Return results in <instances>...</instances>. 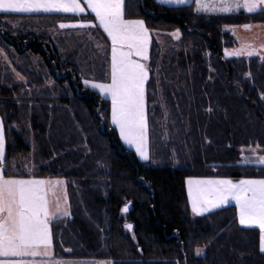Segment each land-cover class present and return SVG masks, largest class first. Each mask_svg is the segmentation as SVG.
I'll use <instances>...</instances> for the list:
<instances>
[{"label": "trees", "instance_id": "obj_1", "mask_svg": "<svg viewBox=\"0 0 264 264\" xmlns=\"http://www.w3.org/2000/svg\"><path fill=\"white\" fill-rule=\"evenodd\" d=\"M125 18L144 20L151 36L150 160L121 143L109 97L84 83L110 80V42L94 16L0 13V46L24 78L0 57L5 154L16 165L8 174L66 181L69 216L51 224L58 258L264 264L258 228L242 226L234 205L194 216L185 186L264 178V166L243 159L249 146L264 150V54L225 58L237 41L223 29L262 24L264 12L126 0ZM81 19L97 27L58 28Z\"/></svg>", "mask_w": 264, "mask_h": 264}, {"label": "snow or ice", "instance_id": "obj_2", "mask_svg": "<svg viewBox=\"0 0 264 264\" xmlns=\"http://www.w3.org/2000/svg\"><path fill=\"white\" fill-rule=\"evenodd\" d=\"M162 4L190 6L197 14L264 12V0H159ZM126 0H0V13H65L73 16L90 9L98 26L111 40L110 82L87 85L99 89L111 98V120L119 129L121 139L134 145L140 157L149 160L146 82L149 69L142 61L149 59L151 43L144 20L125 18ZM64 28H94L97 24L81 19L75 23L59 24ZM245 29L249 25H244ZM179 38V33H173ZM249 57L259 55L251 46L226 55ZM264 58V57H262ZM23 79V77H20ZM259 144L249 146L253 163L264 165V150ZM248 159V157H245ZM8 166L5 154V134L0 121V264H68L55 259L52 251L50 220L67 215L59 201L53 206L49 190L65 181L34 176L9 175L15 168ZM191 209L196 214L218 209L235 201L241 225L256 226L260 232V250L264 252V178L233 181L223 177L190 178L187 181ZM127 206L123 211H127ZM131 229L132 225H126ZM67 251H71L68 249ZM197 249V254H200ZM46 258L37 260V258Z\"/></svg>", "mask_w": 264, "mask_h": 264}, {"label": "rangeland", "instance_id": "obj_3", "mask_svg": "<svg viewBox=\"0 0 264 264\" xmlns=\"http://www.w3.org/2000/svg\"><path fill=\"white\" fill-rule=\"evenodd\" d=\"M12 14H23V13H12ZM28 14H33V15L37 14L38 15V14H42V13H28ZM61 14H63V13H61ZM66 23H75V22H66ZM59 24L60 23H58L59 30H64L65 28L61 29L59 27ZM249 26L250 27L247 29L243 28L242 26H224L223 27V29L225 31L230 32V34L237 41V46L224 49L225 58L249 57L247 54H243L241 56L226 55V52L231 53L234 50H239L242 46H245V45L251 46L252 48H255L258 51L259 55H254V56H262L264 54V24H250ZM69 28H71V27H69ZM174 37H176V36H174ZM0 57L3 60L4 64L9 66V68L13 72L16 79L20 80V81H24V78L23 79L20 78V77H22L21 74L18 71H16L15 67L13 66L12 59L6 54V52L4 51V49L1 46H0ZM92 82H94V81H92ZM109 82H110V80H109ZM94 83H101V82H94ZM88 85L92 88L91 83H89ZM92 89L95 90L96 92H98L101 96L108 97L105 93L100 92L99 89H94V88H92ZM0 121H1V118H0ZM148 146H149V144H148ZM244 151H248V154H245L243 159H245V157H253L254 161L257 159L256 156L250 155L249 149H246ZM149 160H150V151H149ZM149 160H147V161H149ZM253 164H256V163H253ZM256 165H259V164H256ZM260 166H264V165H260ZM63 181H65V180L63 179ZM48 195H49V199L51 200L53 206H55L57 201H59L64 207L67 208L68 214L61 216L60 218L67 217L69 215V207H68L66 186L63 188V184H62V185L57 186L55 189H50ZM60 218H58V219H60ZM58 219L50 220V231H51V224ZM51 235H52V231H51ZM200 250H201L200 254H202L203 250L202 249H200ZM52 251H53L55 259H61V258H58L55 254V251L53 248V242H52ZM200 254H198V255H200ZM40 259H46V258H39V257L37 258V260H40ZM62 260L67 261L68 264H111V262L107 261V260H95V259H62Z\"/></svg>", "mask_w": 264, "mask_h": 264}, {"label": "crops", "instance_id": "obj_4", "mask_svg": "<svg viewBox=\"0 0 264 264\" xmlns=\"http://www.w3.org/2000/svg\"><path fill=\"white\" fill-rule=\"evenodd\" d=\"M157 1L159 2V0H157ZM81 3L84 4V0H81ZM159 3H160V2H159ZM193 4H194V3H193ZM165 5H169V6H178L177 4H165ZM194 8H195V4H194ZM241 11H244V10L242 9ZM257 11H259V10H257ZM257 11H256V12H257ZM244 12H246V11H244ZM38 13H44V12H38ZM53 13H55V12H53ZM87 13L91 14L92 16H94V14L91 13L90 9H87L85 13H82V14H80V15H84V14H87ZM246 13H247V12H246ZM45 14H48V13H45ZM63 14H65V13H63ZM210 14H216V13H210ZM68 15H72V14H68ZM94 18H95V16H94ZM96 22H97V24H98V21H96ZM262 24H264V23H262ZM245 25H250V24H245ZM240 26H242L243 28H245L244 25H240ZM100 28H101V27H100ZM101 30L103 31V28H101ZM103 32H104V31H103ZM104 34H105V36L108 38L107 33L104 32ZM108 40H109V42H110V75H111V40H110V38H108ZM148 53H149V49H148ZM142 62L146 64V61H142ZM108 97H109V99H110V122H111V124L113 125V127L116 129V131H117V133H118V136H119V138H120L121 143H122L125 147H127V148H129V149H132V150L135 152L136 156H137L140 160L145 161V160H143V159L140 157V155L136 152V148H135L134 145H128V144H126V143L121 139L120 134H119V129H118V127H117L116 125H114V124L112 123V120H111V98H110V96H108ZM148 151H149V146H148ZM42 179H49V178H42ZM50 179H53V180H55V179L63 180V179H61V178H50ZM187 181H188V179L186 180V185H185V186H186V190H187V194H188V185H187ZM233 181H234V180H233ZM237 181H238V180H237ZM65 186H66V181H65V183L63 184V188H64ZM189 203H190V201H189ZM230 205H234V206L236 207V205H235V201H230L229 204L224 205V206H221L220 208H223V207H226V206H230ZM190 207H191V204H190ZM220 208H218V209H220ZM214 210H217V209H212L211 211H214ZM236 210H237V217H238V221H239V216H238V209H237V207H236ZM191 211H192V209H191ZM208 212H210V211H208ZM192 213H193L194 216H199V215H202V214L207 213V212H204V213L199 214V215L196 214V213H194L193 211H192ZM68 216H69V215H68ZM68 216H67V217H68ZM242 226H247V225H242ZM247 227H256V226H247ZM256 228H258V227H256Z\"/></svg>", "mask_w": 264, "mask_h": 264}]
</instances>
